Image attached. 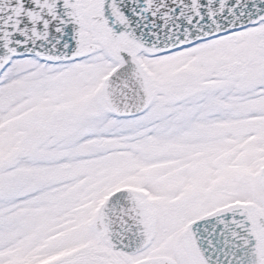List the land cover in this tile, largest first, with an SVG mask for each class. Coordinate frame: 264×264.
Instances as JSON below:
<instances>
[{
    "label": "snow or ice",
    "instance_id": "snow-or-ice-1",
    "mask_svg": "<svg viewBox=\"0 0 264 264\" xmlns=\"http://www.w3.org/2000/svg\"><path fill=\"white\" fill-rule=\"evenodd\" d=\"M0 264H264V0H0Z\"/></svg>",
    "mask_w": 264,
    "mask_h": 264
}]
</instances>
